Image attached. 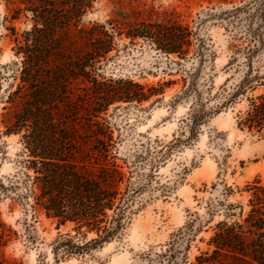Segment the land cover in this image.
I'll return each mask as SVG.
<instances>
[{
	"label": "trees",
	"instance_id": "1",
	"mask_svg": "<svg viewBox=\"0 0 264 264\" xmlns=\"http://www.w3.org/2000/svg\"><path fill=\"white\" fill-rule=\"evenodd\" d=\"M97 2L19 0L10 15L13 22L25 17L32 26L21 34L15 26L8 28L20 61L14 76L17 83L7 89L0 128L4 135L20 138L22 159L20 172L6 185L0 179V192H17L18 199L56 220L59 228L71 226L56 244L57 258L88 254L124 232L140 188L118 162L121 135L116 136L108 111L119 104L141 106L164 95L172 84L146 86L131 79L106 78L103 61L115 50L117 37L131 44L141 40L168 59L197 61L183 78L181 91L191 100L185 120L188 139L196 138L201 125L236 98L264 86V62L254 66L256 60H264V0H248L208 15L225 22L228 29L244 23L247 27L244 44L232 46L228 64L230 69H244L243 76L232 91L225 86V98L213 104L218 93L206 96L199 86V70L212 52L197 30L179 21H138L122 28L117 20H109L85 26L84 18ZM257 20L262 25L254 28ZM239 126L264 132V94L249 100ZM247 188L248 211L229 205L207 250L193 264H264V183L255 180ZM13 233L0 219V264L6 262L1 249Z\"/></svg>",
	"mask_w": 264,
	"mask_h": 264
},
{
	"label": "rangeland",
	"instance_id": "2",
	"mask_svg": "<svg viewBox=\"0 0 264 264\" xmlns=\"http://www.w3.org/2000/svg\"><path fill=\"white\" fill-rule=\"evenodd\" d=\"M247 1L98 0L83 24L117 20L119 27L127 28L126 24L138 21H179L191 26L212 52L199 70V86L206 96L218 93L213 104L225 98V86L232 91L243 76L244 69H230L228 64L232 46L244 44L247 27L244 23L228 29L225 22L208 15ZM18 2L0 0V116L7 89L17 83L14 76L20 61L8 28L15 26L21 34L32 26L25 17L11 21ZM260 24L261 20L255 21L254 28ZM263 62L256 60L254 66ZM196 65L197 61L192 64L175 56L168 59L141 40L131 44L129 39L116 38L115 50L103 61L106 78L131 79L146 86L172 83L164 95L141 106L119 104L108 111L116 136L121 135L118 162L140 188L134 212L109 248L105 249L111 243L85 255L57 258L56 244L71 226L59 228L56 220L18 199L17 192H0V219L14 232L1 249L5 264H193L207 250L215 225L226 218L229 205L248 211L251 193L247 186L259 179L264 183V132L239 126V117L250 99L264 94V86L236 98L202 124L196 138L188 139L185 120L191 100L183 98L181 91L183 78ZM0 131V179L6 185L20 172L22 146L18 136L4 135L2 126Z\"/></svg>",
	"mask_w": 264,
	"mask_h": 264
},
{
	"label": "bare ground",
	"instance_id": "3",
	"mask_svg": "<svg viewBox=\"0 0 264 264\" xmlns=\"http://www.w3.org/2000/svg\"><path fill=\"white\" fill-rule=\"evenodd\" d=\"M110 246H112V243L111 244H108V246L105 249L109 248Z\"/></svg>",
	"mask_w": 264,
	"mask_h": 264
}]
</instances>
